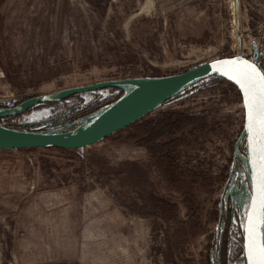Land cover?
Wrapping results in <instances>:
<instances>
[{
	"label": "rangeland",
	"instance_id": "rangeland-1",
	"mask_svg": "<svg viewBox=\"0 0 264 264\" xmlns=\"http://www.w3.org/2000/svg\"><path fill=\"white\" fill-rule=\"evenodd\" d=\"M240 8L242 52L258 49L264 69V0ZM238 38L235 0H0V108L182 72L236 55ZM126 90L40 103L0 124L65 131ZM181 113L193 117L179 129ZM243 129L240 91L214 76L89 147L0 150V264H245Z\"/></svg>",
	"mask_w": 264,
	"mask_h": 264
},
{
	"label": "water",
	"instance_id": "water-1",
	"mask_svg": "<svg viewBox=\"0 0 264 264\" xmlns=\"http://www.w3.org/2000/svg\"><path fill=\"white\" fill-rule=\"evenodd\" d=\"M238 52L230 57L216 58L202 62L182 72L141 78L110 79L86 86L67 88L61 91L37 95L23 100L9 108H0V117L18 114L24 110L49 101H56L73 95L108 87H124L127 90L119 98L102 106L84 121L65 131H31L0 124V150L24 148H64L79 149L103 141L109 136L129 127L170 100L176 93L206 77L218 76L233 84L240 91L245 110L242 137L246 138L247 175L250 185V199L243 226V254L245 264H256L257 257L250 250L249 218L260 217V192L264 177V140L260 132L259 84L248 88L239 75L241 67L252 65L264 75L258 63L259 51L253 57L242 52V21L240 0H236ZM236 76V79H233ZM250 91L255 93L256 101L249 107ZM264 244V224H258L255 245Z\"/></svg>",
	"mask_w": 264,
	"mask_h": 264
},
{
	"label": "snow or ice",
	"instance_id": "snow-or-ice-1",
	"mask_svg": "<svg viewBox=\"0 0 264 264\" xmlns=\"http://www.w3.org/2000/svg\"><path fill=\"white\" fill-rule=\"evenodd\" d=\"M239 75L245 82L242 86L252 88V86L259 84V107H260V132L261 138L264 140V75L257 72L256 68L252 65H243L239 71ZM236 79V76H233ZM256 101L254 92L250 91L249 95V107L251 109L252 104ZM264 160V156H262ZM262 177H264V168H262ZM260 217L255 219L254 217L249 218V234H250V250L254 252L257 257L256 264H264V244L255 245V233L258 224H264V183L261 186L260 192Z\"/></svg>",
	"mask_w": 264,
	"mask_h": 264
},
{
	"label": "trees",
	"instance_id": "trees-1",
	"mask_svg": "<svg viewBox=\"0 0 264 264\" xmlns=\"http://www.w3.org/2000/svg\"><path fill=\"white\" fill-rule=\"evenodd\" d=\"M229 82V81H228ZM230 83V82H229ZM233 85V84H232ZM234 86V85H233ZM235 87V86H234ZM102 107V106H101ZM101 107H99V108H101ZM98 108V109H99ZM98 109H95V110H93V111H90V113H93V112H95V111H97ZM177 116H179V117H177ZM193 117V116H192ZM191 116H189V115H187V114H184V113H181V114H177L176 115V117L175 118H173V120L172 121H174V123L175 122H177V125H178V123H179V129L181 128V127H183L184 126V123H185V121H186V123H187V121L188 122H190V120H191V118H192ZM177 118H179V120H177ZM187 118H189L188 120H187ZM137 123V122H136ZM136 123H134V124H136ZM134 124H132V125H130L129 127H131V126H133ZM156 125H155V120H153V121H151V123L148 125V135L151 137L150 139L152 140V143L155 145V148L153 149L154 150V152L155 153H157V154H161L164 150H165V146L163 147V146H159V145H156L155 143H156V140L160 137V135H161V133L160 132H156V127H155ZM178 128V127H177ZM176 130V129H175ZM168 133H173V132H168ZM156 146H158V147H156ZM60 149H64V148H60ZM160 156V155H159Z\"/></svg>",
	"mask_w": 264,
	"mask_h": 264
},
{
	"label": "crops",
	"instance_id": "crops-1",
	"mask_svg": "<svg viewBox=\"0 0 264 264\" xmlns=\"http://www.w3.org/2000/svg\"><path fill=\"white\" fill-rule=\"evenodd\" d=\"M164 104H165V103H164ZM164 104H163V105H164ZM160 107H162V105H161ZM160 107H159V108H160ZM242 107H243V110H244L243 103H242ZM157 109H158V108H157ZM149 115H150V114H148V115L145 116V117H148ZM145 117H144V118H145ZM144 118H143V119H144ZM244 119H245V110H244ZM141 120H142V119H141ZM141 120H139V121H141ZM241 145H242L243 148L245 147V148H244V151H245V150H246V146H247L246 139H244V141L241 142Z\"/></svg>",
	"mask_w": 264,
	"mask_h": 264
},
{
	"label": "built area",
	"instance_id": "built-area-1",
	"mask_svg": "<svg viewBox=\"0 0 264 264\" xmlns=\"http://www.w3.org/2000/svg\"><path fill=\"white\" fill-rule=\"evenodd\" d=\"M245 55V54H244ZM246 56H248V55H246ZM258 63H259V61H258ZM261 66V65H260ZM262 67V66H261ZM263 68V67H262Z\"/></svg>",
	"mask_w": 264,
	"mask_h": 264
},
{
	"label": "bare ground",
	"instance_id": "bare-ground-1",
	"mask_svg": "<svg viewBox=\"0 0 264 264\" xmlns=\"http://www.w3.org/2000/svg\"><path fill=\"white\" fill-rule=\"evenodd\" d=\"M235 2H236V0H235Z\"/></svg>",
	"mask_w": 264,
	"mask_h": 264
}]
</instances>
